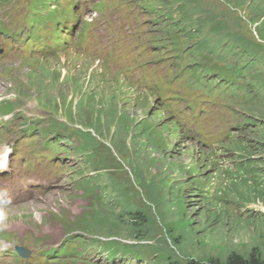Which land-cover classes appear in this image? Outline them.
Returning a JSON list of instances; mask_svg holds the SVG:
<instances>
[{
	"label": "rangeland",
	"instance_id": "1",
	"mask_svg": "<svg viewBox=\"0 0 264 264\" xmlns=\"http://www.w3.org/2000/svg\"><path fill=\"white\" fill-rule=\"evenodd\" d=\"M28 1L24 12L37 13L32 20L42 24L41 40L27 42L37 43L36 54H31L6 40L7 46L0 36L5 49L0 62L15 66L10 68L11 81L0 79L2 93L6 91L0 97L9 95L8 90L22 91L27 107L45 117L51 112L53 117L43 129L75 133L79 126L89 131L84 134V147L68 145L84 162L86 172L81 176L86 177L78 188L85 185L92 195L89 199L83 190L73 188V172L64 171L53 160L60 154L67 165L76 166L78 159L74 162L67 150L48 148L40 155L34 143L32 148L21 147L20 160L28 167L23 173H39L40 184L34 193L0 205V220L11 234L0 236L6 252L25 243L35 256L11 258L14 264H177L210 257L224 261L234 253L246 258L254 253L264 260V0L159 4L146 0L150 16L180 19V27L192 32L188 47L198 45L193 50L197 59L193 75L185 87V93L198 100L179 99L197 110L195 117L184 122L189 130L182 125L183 112L179 110L174 118L170 115L178 94L162 92L178 80L160 89L140 88L130 76L132 58L148 49L152 36L124 32L105 41L87 33L82 40L81 36L73 40L70 30L63 32L76 20L70 13L60 19L47 18L51 2L61 12L72 0ZM101 1L111 4V0ZM22 12L23 7L17 11ZM21 24L27 23L22 20ZM50 32V40L43 39ZM19 45L23 48L25 43ZM20 53L28 54L26 63H21ZM96 83L99 87L91 91ZM112 107L124 113L120 121ZM242 113L252 124L238 130L232 122L246 124ZM226 116L233 119L228 122ZM194 131L200 138L191 134ZM42 143L52 145L47 139ZM207 144L221 149L209 151L204 148ZM253 188L259 195L250 194ZM89 208L94 214L90 233L96 239L118 252L112 238L127 246L142 245L144 253L122 250L123 255L116 252L112 257L111 251L89 245L82 257L45 259L35 239L47 236L40 241L42 248L63 244V224L73 223ZM173 221L181 225L168 232L166 224ZM13 222L43 224H26L21 229Z\"/></svg>",
	"mask_w": 264,
	"mask_h": 264
},
{
	"label": "trees",
	"instance_id": "2",
	"mask_svg": "<svg viewBox=\"0 0 264 264\" xmlns=\"http://www.w3.org/2000/svg\"><path fill=\"white\" fill-rule=\"evenodd\" d=\"M82 79L88 81L91 78H86V77H83L82 76ZM92 87H93V85H92ZM98 87H99V84L96 83V87L94 88V90H91V91H94L95 92V90ZM113 100H115V99L112 98L111 101H113ZM112 108L114 109V107H112ZM114 111H115L116 119H118L120 121L122 119L124 113L122 111H119V113H117V110H115V109H114ZM258 193L259 192H257V189L253 188V190L251 191L250 194L259 195ZM241 194H242V192H241ZM242 195L244 197L246 196L244 194H242ZM179 222H181V221H173V222L167 223L166 224L167 225L166 226L167 231L170 232V231H172L173 228L174 229L175 228H178L181 225ZM82 224H83V227H85V228L89 226L86 223H82ZM111 242L113 244H116V245H119L120 244V242L117 239H113ZM141 246L142 245H136V244H131V245H128V246L127 245H124V244H121V245H119V249H121L123 251L124 250L127 251V250H131L132 249L131 251H135L138 255H140L141 253H144V251H145L144 249L142 251V248L143 247H141ZM177 264H264V260L261 259L260 257H258L257 255H255L254 253L250 257H248V258H246V257H244V256H242L240 254L234 253V254H231L224 261L221 260V259H219V258H217V257H210V258H208L206 260L189 259L186 262H179L178 261Z\"/></svg>",
	"mask_w": 264,
	"mask_h": 264
},
{
	"label": "clouds",
	"instance_id": "3",
	"mask_svg": "<svg viewBox=\"0 0 264 264\" xmlns=\"http://www.w3.org/2000/svg\"><path fill=\"white\" fill-rule=\"evenodd\" d=\"M125 32H127V27L125 28ZM9 81H11V80H9ZM8 81V82H9ZM2 91H3V84H1L0 85V93H2ZM4 92H6V91H4ZM61 120V119H60ZM202 147V146H201ZM74 175H76V174H74ZM78 177H83V178H85L86 176H81V175H78ZM84 180V179H83Z\"/></svg>",
	"mask_w": 264,
	"mask_h": 264
},
{
	"label": "bare ground",
	"instance_id": "4",
	"mask_svg": "<svg viewBox=\"0 0 264 264\" xmlns=\"http://www.w3.org/2000/svg\"><path fill=\"white\" fill-rule=\"evenodd\" d=\"M4 245H6V244H4ZM5 247V246H4ZM7 247V246H6Z\"/></svg>",
	"mask_w": 264,
	"mask_h": 264
}]
</instances>
